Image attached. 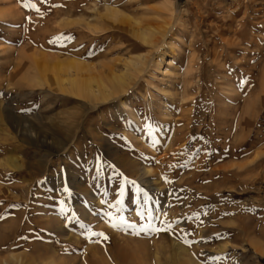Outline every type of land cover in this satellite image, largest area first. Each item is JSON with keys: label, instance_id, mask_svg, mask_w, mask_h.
Here are the masks:
<instances>
[{"label": "rangeland", "instance_id": "obj_1", "mask_svg": "<svg viewBox=\"0 0 264 264\" xmlns=\"http://www.w3.org/2000/svg\"><path fill=\"white\" fill-rule=\"evenodd\" d=\"M24 2L0 0V264H264V0Z\"/></svg>", "mask_w": 264, "mask_h": 264}, {"label": "bare ground", "instance_id": "obj_2", "mask_svg": "<svg viewBox=\"0 0 264 264\" xmlns=\"http://www.w3.org/2000/svg\"><path fill=\"white\" fill-rule=\"evenodd\" d=\"M143 40V39H142ZM77 65H76V67H75V65H74V68L76 69L77 68V66L79 65L78 63H76ZM136 64V63H135ZM81 65V64H80ZM73 66V65H72ZM83 67V66H82ZM81 67V68H82ZM84 67H85V65H84ZM83 67V68H84ZM80 68V69H81ZM86 68V67H85ZM78 69V68H77ZM81 71V70H80ZM81 73V72H80ZM114 79V78H113ZM69 87H68V90L69 91H71V92H73V93H75L74 95H80L81 96V93H80V91H79V89H81L83 86H86V84H81V83H79V84H77V82L75 81V80H70V82H69ZM67 86V85H66ZM67 88V87H66ZM91 90V89H90ZM82 91V90H81ZM89 91V90H88ZM92 91V90H91ZM114 91V90H113ZM84 92H85V90H84ZM83 92V93H84ZM105 92V91H104ZM86 93V92H85ZM84 93V94H85ZM93 94H94V92H92ZM91 93V95L93 96V94ZM99 93H100V91H99ZM98 94V93H97ZM86 95H88V93L86 94ZM85 95V96H86ZM90 95V94H89ZM104 95H109V93L108 94H99V95H96V99H103V101L105 100L104 98H106ZM87 97V96H86ZM91 97V96H90ZM93 98H95V97H93ZM151 134V133H150ZM147 173H148V171H146V169L145 170H143L142 172H141V174L139 175V177L138 178H141L142 176H144L145 174L147 175ZM145 175V176H146ZM137 178V179H138ZM99 256V255H98ZM101 256V255H100ZM102 257V256H101ZM99 258V257H98ZM88 259V258H87ZM84 260H86V259H84ZM86 262V261H85Z\"/></svg>", "mask_w": 264, "mask_h": 264}, {"label": "snow or ice", "instance_id": "obj_3", "mask_svg": "<svg viewBox=\"0 0 264 264\" xmlns=\"http://www.w3.org/2000/svg\"><path fill=\"white\" fill-rule=\"evenodd\" d=\"M23 6L24 7H33V8L36 7L35 4H33V3L30 2V0H26V2H24ZM105 239H107V237H105Z\"/></svg>", "mask_w": 264, "mask_h": 264}]
</instances>
